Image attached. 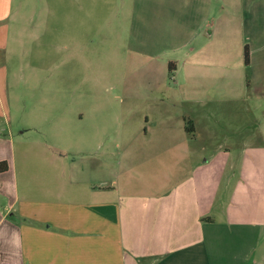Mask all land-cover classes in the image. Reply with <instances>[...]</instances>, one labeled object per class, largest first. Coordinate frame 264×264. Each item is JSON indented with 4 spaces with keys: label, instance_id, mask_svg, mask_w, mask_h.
Instances as JSON below:
<instances>
[{
    "label": "crops",
    "instance_id": "1",
    "mask_svg": "<svg viewBox=\"0 0 264 264\" xmlns=\"http://www.w3.org/2000/svg\"><path fill=\"white\" fill-rule=\"evenodd\" d=\"M99 1L115 29L123 13L131 26L135 13L148 14L136 25L150 28L151 40L133 49L132 64L150 75L160 61L171 83L116 85L122 100L141 96L133 106L118 101L120 116L101 119L81 137L43 140L37 128L45 165L18 168L32 124L64 117L60 104L25 102L24 94L36 92L29 84L50 70V60H61L60 50L70 60L85 48L91 0H68L63 22L55 20L59 0H0V162L7 164L0 174V264H264V83L251 89L247 81L252 103L244 104L243 124L231 128L227 143L205 144L214 134L211 107L230 86L219 54L207 48L213 32L194 16L200 1L193 9L191 0ZM231 12L238 27L249 24L245 1ZM61 24L79 37L63 48L56 42L53 56L23 52L25 30ZM218 24L213 18L207 28ZM17 117L22 129L14 137Z\"/></svg>",
    "mask_w": 264,
    "mask_h": 264
},
{
    "label": "rangeland",
    "instance_id": "2",
    "mask_svg": "<svg viewBox=\"0 0 264 264\" xmlns=\"http://www.w3.org/2000/svg\"><path fill=\"white\" fill-rule=\"evenodd\" d=\"M197 1H200L201 11L199 10L200 13L194 16H202L206 20L205 33L213 32L209 38L210 46L207 48L213 49L219 54L220 68L226 72L228 80L226 85L230 86L229 89L220 93L219 102L214 103L211 107V125H213L211 127L214 134L210 135L212 137L209 140L205 138V144L215 146L217 143H227L231 128H235L237 124H243L238 120H241L243 116L244 104L247 106L252 103L248 101V97L250 98L251 95L246 91L247 81L250 83L251 89L256 86V83H258L257 85L264 83V14L259 15L257 12L261 9L264 10V0H191L189 9H193V5ZM241 1H245L250 10V22L243 27H238L237 20L232 19L234 14L231 12V6L237 5L238 7ZM59 2L60 16L56 15L55 20L63 22L66 20L68 0H59ZM178 2L177 6H174L173 14H170L173 17H179V13L176 11L180 6ZM143 4L144 6L148 5L147 0ZM105 10L99 0H91V18L90 24L85 30V48L70 60L66 56L67 52L60 50L61 60L58 62L50 60L45 65L51 64V72L45 68L46 70L40 71L38 78H34L29 84L28 89L34 87L36 92H33V89L32 92L30 90L26 92L25 99H23L25 102L38 100L60 104V112L64 117L60 118L57 124L44 123L40 126L32 124L35 130H30L24 136L23 147L28 149V155L26 153V157H20L17 154L18 168L26 164L32 171H35L39 165H45L46 157L39 154V147L35 143L37 139L35 135L38 134L37 128L41 130L39 136L44 134L43 140H45V135L49 137L64 136V138L68 135L81 137L86 131L91 132L100 121L120 116L119 109L115 105L118 101L133 106V97L141 96V94L137 96L129 94L132 99L122 100L123 94L114 89L116 85H145L154 81L158 85L163 81L171 83L170 79L166 78V75L164 76L166 69L160 61H157L156 68L154 67L155 71L152 69L150 75L144 74L143 70L136 71L135 65L132 64L133 49L144 48V45H140L143 38L146 42H148V38L151 40L149 37L151 29L147 26L136 25L137 22L147 21L148 14L135 13V26H131L126 24L129 14L123 13L125 18H123V25L115 29L106 24L105 20H114V18L110 17L108 11L106 13ZM191 14H195V12ZM216 17L219 19L217 28L214 30L207 28L209 27L207 25H210L213 18ZM102 21L105 24H102ZM178 22V18H173L172 24H178ZM62 26L64 25L61 24L57 29L51 27L45 29L44 27L25 30L26 33L22 36L23 52L53 56L56 53V42L59 43V47L63 48V45H67L68 42L79 37V30H74L68 35V29L66 26ZM173 32L177 33V29ZM43 34H47L45 41H35V38ZM45 42L54 44V47L47 48V46L39 45ZM245 46L249 52L247 65L243 58ZM148 50L150 51L149 47ZM161 58L164 59L163 56ZM18 85L20 87L19 82ZM142 96H147V94H142ZM131 101L132 103H130ZM245 101L248 102L245 103ZM217 113L218 115H216ZM79 114H82V120H78ZM211 117L206 119H211ZM10 125L13 136L18 137V133L22 129L19 126L18 117L14 118ZM17 148H20L18 144Z\"/></svg>",
    "mask_w": 264,
    "mask_h": 264
},
{
    "label": "trees",
    "instance_id": "3",
    "mask_svg": "<svg viewBox=\"0 0 264 264\" xmlns=\"http://www.w3.org/2000/svg\"><path fill=\"white\" fill-rule=\"evenodd\" d=\"M248 57H249V52H248V48L245 46L243 48V58H244V63L245 65L248 64ZM186 131L188 133H190L192 131V125H191V122H188L187 123V127H186ZM7 171V164L6 162H0V174L1 173H4Z\"/></svg>",
    "mask_w": 264,
    "mask_h": 264
}]
</instances>
